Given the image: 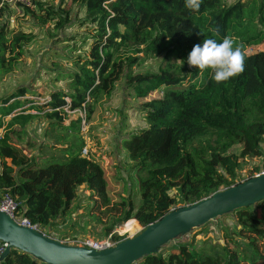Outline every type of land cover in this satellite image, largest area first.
I'll return each mask as SVG.
<instances>
[{
  "label": "trees",
  "instance_id": "1",
  "mask_svg": "<svg viewBox=\"0 0 264 264\" xmlns=\"http://www.w3.org/2000/svg\"><path fill=\"white\" fill-rule=\"evenodd\" d=\"M81 1L88 15L97 21L89 55L80 61L79 71H60L70 78V89L53 87L43 105H34L51 119L54 127L80 128L81 118L65 125V109L88 104L103 88L113 86L120 78L123 63L116 52L123 46L140 47L148 53L166 50L157 72H133L139 59L133 57L126 73L136 94L147 96L152 90L166 87L163 95L144 103L148 126L123 137L122 145L137 167L146 170L141 177V204L122 195L114 201L121 205L122 220L144 226L160 219L177 202L171 190L177 189L184 199L200 200L218 190L240 182L237 171L240 157L228 152L234 141L243 143L240 155L262 154L264 141V49L248 53L245 71L229 80L217 83L210 68L201 71L187 58L196 44L205 37L217 42L227 37L244 45L264 41V0H203L199 11H190L185 0H72ZM0 0V17L5 4ZM3 5H2V4ZM29 9V7H26ZM54 11L46 9V14ZM203 34H200V33ZM22 35L12 38L0 31V66L11 68L12 61L23 53ZM136 49V48H135ZM14 55L8 60L6 52ZM81 58V57H80ZM11 64V65H10ZM28 92L25 87L1 96L0 110L10 114L20 105L19 98ZM69 98V100H68ZM34 104V103H33ZM252 112L254 118L248 119ZM33 113H19L15 121L25 126ZM69 126V127H67ZM17 128L0 137V194L14 197L33 223L41 228L53 225L56 218L71 208L80 186L85 185L94 197V208L106 207L110 216L115 203L108 191L104 165L92 155L83 153L84 144L48 143L63 156L36 153L28 157L18 145ZM65 136L57 137L62 140ZM40 158L37 161L35 158ZM43 160L44 164L41 163ZM227 174V175H225ZM255 174H252L253 176ZM242 181V180H241ZM241 223L239 232L250 247V254L232 252L228 257L196 250L188 243H179L167 254L152 252L137 264H264V199L237 209ZM98 218L100 216L98 215ZM119 218V216H115ZM120 219V220H121ZM113 225L106 228L110 233ZM44 232L46 230L44 229ZM62 239L63 237H59ZM0 264H48L31 253L12 247L0 259Z\"/></svg>",
  "mask_w": 264,
  "mask_h": 264
},
{
  "label": "rangeland",
  "instance_id": "2",
  "mask_svg": "<svg viewBox=\"0 0 264 264\" xmlns=\"http://www.w3.org/2000/svg\"><path fill=\"white\" fill-rule=\"evenodd\" d=\"M226 1L227 4H232L239 0ZM256 1L260 3L262 0ZM3 4L5 8L3 16L0 17V31H5L9 38L22 35L23 53L20 58L12 61L11 68L4 69L0 66V97L22 87L31 89L36 94L28 92L25 96H21L20 105L27 99H34V101L22 104L10 114H4L6 110H0V137L6 132L14 133L17 128H20L21 130L17 133L18 145L21 152L28 157H35L36 153L63 156L52 149L48 143L62 145L70 140L78 145L83 143L88 149V152L84 154L94 156L105 167L112 202L121 200L124 195L125 198L133 201L135 208H138L141 204L140 179L146 175V170L137 167L139 160L129 157L127 148L122 145V139L148 126L149 119L144 103L163 95L166 87L154 89L147 96L138 95L132 83L128 81L126 73L133 57H139L137 63L135 62L132 66L133 72H157L166 50L161 53H148L144 50V45L121 47L116 52L117 58L123 63L120 78L113 86L103 88L96 96L89 98L92 109L89 113L88 104L85 103L87 114L85 122L75 123L80 128L54 127L51 119L43 112L40 113L38 108L30 107L43 105V101L50 98V90L53 87L70 89V78L55 77L60 74V71L80 70V61L90 53L94 35L98 31V23L88 15L81 1L34 0L30 6L9 2ZM47 8L54 13L47 15ZM261 49H264V41L248 45L246 51L252 53ZM13 55L14 53L10 50L6 52L7 65ZM189 69L193 67L189 66ZM0 107H3L2 104ZM82 110L83 107L80 110L67 107L64 124L70 125L73 120L80 118L83 114ZM19 113H33L34 117L22 126L23 122L14 120L15 115ZM252 118L254 115L250 112L248 119ZM60 136L66 138L57 139ZM262 144V154L245 157L240 155L243 143L234 141L228 148V152L236 153L240 157L237 180L241 181L252 174L256 175L264 171V141ZM35 159L40 161L39 157ZM41 163L44 164L43 160ZM84 186V184L80 186L79 194L73 200L69 211L57 217L53 225L44 228L47 234L57 238H68L71 244H75L72 240L76 237H92L96 240L111 238L119 242L126 237L134 236L145 227L141 223H127L128 220H122L121 217L125 211L121 214V205L116 203L111 213L119 218L109 216L105 212L107 206L91 210L95 200ZM225 187L227 186L222 185L219 189ZM171 193L177 198L172 208L192 203L184 199L177 189L171 190ZM1 197L2 194H0ZM112 225L111 232L107 233L106 228ZM240 226L237 209H235L193 227L187 233L178 235L162 245L158 252L167 254L179 243H188L199 251L213 252L226 258L230 253L236 252L243 258L246 254H250V247L244 235L239 232ZM259 244L264 252L262 241ZM137 262L138 260L132 264ZM242 264H244L243 261Z\"/></svg>",
  "mask_w": 264,
  "mask_h": 264
},
{
  "label": "water",
  "instance_id": "3",
  "mask_svg": "<svg viewBox=\"0 0 264 264\" xmlns=\"http://www.w3.org/2000/svg\"><path fill=\"white\" fill-rule=\"evenodd\" d=\"M261 199H264V171L188 205L172 208L134 236L103 249L68 243L32 226L20 224L0 209V239L7 242L0 259L16 247L48 264H132L149 253L157 252L162 245L193 227Z\"/></svg>",
  "mask_w": 264,
  "mask_h": 264
},
{
  "label": "clouds",
  "instance_id": "4",
  "mask_svg": "<svg viewBox=\"0 0 264 264\" xmlns=\"http://www.w3.org/2000/svg\"><path fill=\"white\" fill-rule=\"evenodd\" d=\"M203 0H185L190 11H199ZM200 34H203L202 32ZM247 52L235 38L225 37L222 42L205 37L203 45L196 44L188 55L190 66L203 71L210 68L217 83L225 82L245 71Z\"/></svg>",
  "mask_w": 264,
  "mask_h": 264
},
{
  "label": "built area",
  "instance_id": "5",
  "mask_svg": "<svg viewBox=\"0 0 264 264\" xmlns=\"http://www.w3.org/2000/svg\"><path fill=\"white\" fill-rule=\"evenodd\" d=\"M4 2H9V3H12V4L19 3V4H22V5L30 6V5H32L34 0H4ZM81 107H78V108H75V109L80 110ZM82 111H83V114L80 115V118H81L82 124H83L85 122V120H86V117H87L86 108H85L84 105H83V110ZM84 112H85V115H84ZM87 152H88L87 147H84L83 148V153H87ZM0 209H2L4 211H6L7 213H9L18 223L23 224V225L32 226V227L37 228V229H39V230L44 232L43 228H41L38 224L33 223L31 221V219L27 215H25L23 213L22 209L19 208L17 200L14 197H12L9 193H5L0 198ZM62 239L64 241L68 242V243H72L70 240H68V238H62ZM72 241L75 244L86 245V246L93 247V248H96V249L107 248V247L113 246V245H115L117 243L111 238L103 239V240H96V239H94L92 237H76ZM6 246H7V242H5V241L0 239V254L5 250Z\"/></svg>",
  "mask_w": 264,
  "mask_h": 264
}]
</instances>
